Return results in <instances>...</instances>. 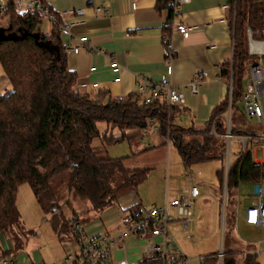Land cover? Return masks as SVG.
<instances>
[{
	"label": "trees",
	"instance_id": "16d2710c",
	"mask_svg": "<svg viewBox=\"0 0 264 264\" xmlns=\"http://www.w3.org/2000/svg\"><path fill=\"white\" fill-rule=\"evenodd\" d=\"M229 5L232 56L221 64L220 76L227 84L231 78V98L227 85L224 97L211 110L203 128L196 129L173 123L172 106L158 101L144 104L133 93L116 99L106 90L98 91L93 97L76 91L77 73L67 67L59 17L49 10L45 1L41 2L54 17L51 34L44 36L39 31L43 16L36 11L19 13L13 0H7L1 11L6 24L0 29L10 39L0 43V67L11 91L0 94V233L17 221L15 198L21 183L30 187L40 209L51 215L52 229L59 237L69 234L70 229L60 208H55L56 193L49 192L50 181L55 177L66 172L69 190L78 199L87 201L96 212L115 202L122 192L134 190L146 179L149 169H128L124 160L129 156H101L92 141L99 139L102 146L118 143L129 139L126 130L139 133L146 130L149 121L155 122L163 145L170 142L176 147L185 167L219 161L216 175L220 191L224 156L221 134L225 130L223 117L228 106L232 110L234 131H248L241 108L235 107L236 103H242L248 66L257 60L247 53L246 30L250 29L257 38L264 27V0H229ZM157 9L169 10V0H158ZM168 32L164 29V35ZM36 37L51 51L37 46ZM99 122L119 128L120 134L101 135L97 128ZM212 125L214 133H210ZM261 181H264V163H253L250 152L230 162L227 175L230 198L240 183ZM140 208L137 205L129 211ZM231 215L234 216L233 211ZM224 248L226 254L221 264H237V249H231L228 243ZM214 253L206 254L198 264H216ZM252 260L253 255L248 254L238 264H251Z\"/></svg>",
	"mask_w": 264,
	"mask_h": 264
},
{
	"label": "crops",
	"instance_id": "0c3cea01",
	"mask_svg": "<svg viewBox=\"0 0 264 264\" xmlns=\"http://www.w3.org/2000/svg\"><path fill=\"white\" fill-rule=\"evenodd\" d=\"M45 3L49 10L59 17L61 27H66L69 30L68 35H60L61 42L77 46L79 38H88L89 49L87 51L81 50L77 53L65 51L68 69L77 73L74 89L79 93L93 97L98 91L106 90L110 97L116 99L133 93L142 101V97L148 93V88L140 91L136 80L140 76L151 81H157L165 71L162 37L164 29H166L170 34V43L174 55L171 61L172 74L168 78L170 84L182 90L193 74L202 70L206 72V77L197 94L184 93L182 105L172 106V122L184 128L190 126L202 129L211 110L224 97L227 83L220 76V66L229 61L232 56L229 0H189L184 3L179 9L178 21L190 29L187 39L182 38L180 34L167 26L171 12L164 9L158 10V0H109L105 2L103 0H48ZM97 8H104L106 12L100 14L96 11ZM5 23L6 20L1 18L0 8V26L5 27ZM53 24L54 22L50 19H43L39 26L40 33L44 36L50 35ZM111 60L119 65V80L116 82L113 81L115 75L109 69ZM92 67L94 69L90 70ZM154 126H156L155 122L139 133H134V130L125 131L130 134V137L124 140L128 142L130 149L134 145L133 152L126 155L129 158L124 160L125 166L126 162L139 159L138 157L143 155H146L147 160L148 158H157L156 155L147 153L155 149L156 143H160V138L164 142L157 129L154 130ZM108 127L110 126L108 125ZM104 133L112 135V133H108V129ZM184 140L188 141V138L185 137ZM143 144H145L144 147H142ZM92 146L95 150H104L100 143L95 145L92 143ZM163 157L162 154V159ZM162 159L160 163L163 161ZM180 162L183 168H189L183 165L181 158ZM162 165L163 163L157 165L156 168H160ZM133 168L151 170L155 166ZM193 179V176L188 174L184 177V181L189 183ZM139 185L132 191L122 192L115 202L99 212L101 215L103 214L104 225L112 227L111 230L107 229L102 233L114 232L119 229L123 212L137 205L141 208H147L142 198L137 195ZM208 192L211 196L210 200H199L202 196L198 188V197L191 205L192 212L187 224V231L183 230L181 220L176 216L175 211L168 210L171 217L167 224L168 232L176 239L182 253V244L195 240L192 232L193 223L197 228L195 231L201 234L209 231L208 223L212 220V216L206 217L207 212L202 210L201 206L206 205L209 213H212L213 201L217 205L213 215L215 217L213 220V224H215L214 235L219 236V189L211 188ZM169 200L166 196L165 201ZM69 214H77L74 207H71ZM102 220L100 221L102 222ZM226 224L229 233L226 237L232 238L228 242L230 243V245L228 244L229 247L239 249L240 252L247 255L254 253V244L250 242L249 245H246L242 241H238L233 227L231 228L233 231L229 232L231 230L229 221ZM234 224L236 226V221ZM59 239L61 243L64 239L70 240V237L68 234H62ZM137 245L133 241L125 240V247L115 252L116 257L136 258L142 252L135 247ZM21 254H17L16 257L21 258V260L26 258L32 261L31 258ZM185 256L187 257L186 254ZM203 256L198 257V263ZM256 260H258L257 257Z\"/></svg>",
	"mask_w": 264,
	"mask_h": 264
},
{
	"label": "built area",
	"instance_id": "2783aa9c",
	"mask_svg": "<svg viewBox=\"0 0 264 264\" xmlns=\"http://www.w3.org/2000/svg\"><path fill=\"white\" fill-rule=\"evenodd\" d=\"M42 1L48 0H13L17 12L26 13L28 11H36L43 19H50L54 22L53 16L48 12L47 8L41 6ZM109 1V0H103ZM189 0H169V11L171 12L168 27L172 28L182 38L187 39L190 29L178 21L180 7ZM7 4L6 0H0L1 11ZM134 6V5H133ZM96 11L104 14V8H97ZM69 30L66 27H60V35H68ZM247 53L255 57V63L248 66L244 79V91L242 93L241 110L248 119H254L256 123H264V111L262 109L261 97L264 95V27L255 38L250 29L246 30ZM79 44L72 46L62 42L63 49L71 53H77L88 48V38L81 37L78 39ZM232 48V44H231ZM162 55L165 60L164 72L159 76L157 81H151L146 77H138L137 84L139 90L148 88V93L142 97V102L152 103L154 101L161 102L168 106H181L184 102V93L191 95L197 94L200 86L206 77V72L201 71L193 74L185 87L182 90L170 84L169 76L172 74L171 61L174 57L172 45L170 43V34H163L162 37ZM94 68H90L93 70ZM109 69L115 75L114 82L119 80V65L114 60H111ZM228 96L231 90V78L228 80ZM231 98V96H230ZM232 110L227 107L223 117V125L225 130L221 134L224 140V156L222 161V186L219 191V249L215 251L214 256L217 259L216 264H221L226 252L224 251L225 236L228 230L226 222L231 224L230 229L235 226L236 216L234 210H228V202L230 196L227 191V175L231 157L235 158L243 155L246 151L251 153L253 163H264V131H245L236 133L232 124ZM153 122L149 121L148 126ZM157 127L154 126V130ZM210 133H214L212 125ZM235 141L236 152H232V141ZM257 154L259 158L257 159ZM254 199L247 210V222L253 223L259 227H264V181L253 183ZM198 187L190 186L188 189L181 191L176 199L165 201L162 206H151L148 208H140L139 211L123 212L120 219V228L114 232H107L95 235L92 238L88 237L82 223L79 220L71 217L68 218V236L70 240L64 239L61 241L63 248L67 251L65 258L58 264H186L187 257L182 253L176 239L168 232V222L171 220L169 209L175 211L176 216L181 220L183 230H188V222L191 216L192 202L198 196ZM236 200V197L234 198ZM240 204V202L236 201ZM233 211L234 216L231 215ZM125 240L133 241L134 244H140L144 247V251L140 252L136 258L122 257L118 258L115 252L120 251L125 247ZM224 240V242H223ZM261 242L255 243L253 260L251 264H258L257 255H261ZM240 253L239 249L236 250ZM242 253V252H241ZM244 256L247 255L243 252ZM15 256L0 255V264H45L43 262L35 263L26 258ZM25 259V260H24ZM264 264V260L262 262Z\"/></svg>",
	"mask_w": 264,
	"mask_h": 264
},
{
	"label": "rangeland",
	"instance_id": "374dc122",
	"mask_svg": "<svg viewBox=\"0 0 264 264\" xmlns=\"http://www.w3.org/2000/svg\"><path fill=\"white\" fill-rule=\"evenodd\" d=\"M9 91H11V86L5 80L4 75H2L0 67V94ZM261 104L264 110V95L261 97ZM235 107L239 109L241 105L236 103ZM234 118H236L235 115ZM234 118L233 122L235 121ZM243 124L248 126L249 131H256L258 133L264 131V123L258 124L254 119L246 118ZM97 128L101 135L106 129H108V133H112V135H118L120 131L119 128L108 127L104 122L97 123ZM159 141L160 143H156L154 150L151 152L145 151L149 154L156 155V159L148 158L147 160L146 155H143L142 157H138L139 159L126 162L127 168L155 166L154 169L148 171L147 178L140 183L137 188V195L142 198L145 207L148 208L153 205L162 206L166 196L170 200L176 199V197L179 196L180 190L188 189L192 185H196L201 191L202 198L199 200H210L211 196L208 190L211 188L216 190L219 189L216 171L220 168V162L204 161L191 164L189 168H183L176 147L171 143L163 145L161 138ZM92 143L95 145L100 142L99 139H94ZM144 145L145 144H143L142 147H144ZM132 146L133 147L130 149L128 142L123 139L118 141V143H105L104 146H102L104 150L98 149V151L101 156L105 154L113 158H119L131 154L134 145ZM237 147L238 146H236L233 140L232 152H236ZM162 154L164 155L163 159ZM258 158L259 155L257 154V159ZM161 159L163 160L161 162L163 165L160 168H156L157 165L161 164ZM186 174L193 176L194 179L191 183L184 181ZM67 182L68 177L66 172L50 181L52 188L49 192L56 193L57 195L58 203H56L55 208L57 210L60 208L66 220L73 217L79 220L80 223L83 222L82 226L87 236L90 238L97 234H103L102 232L104 230H111L112 227L104 225L105 220H102L103 214L101 215V213L90 209L87 201L75 197L73 192L69 190ZM17 188L15 202L18 218L16 223L11 224L7 227L6 231L0 233V255H4V251H8L4 256L16 257L17 254L23 253L21 255L31 258L35 263L58 264L62 262L67 251L60 243L58 233L52 229L51 215L44 213L40 209L39 205L34 200L30 187L26 183H21ZM253 188L254 184L252 183H240L233 192V198L228 202V210L235 211L236 226L234 228V234L235 237L239 239L238 241H242L246 245L252 242L254 246L257 241L261 242V255H257V261L258 264H262L264 260V227H259L246 220V212L254 199ZM235 197L236 200L234 199ZM236 201L240 202V204L236 203ZM71 207H74L78 215L69 214ZM216 207V202L213 201V212L209 213L210 211L207 209L206 205L201 206V209L207 212L206 217L212 216V220L208 223L209 231L201 234L195 231L197 229L195 223H193V225L191 224L195 240L182 244L183 253L187 255L188 259L186 264H197L200 255L206 256V254L219 249V241L221 240L218 235L217 237L214 235L215 224H213L215 218L213 215L216 212ZM100 220H102V222ZM224 238L227 244L229 239L226 236ZM228 244L230 245V243ZM135 247L144 251V247L141 243ZM236 257V263L238 264L244 257L243 252L237 254Z\"/></svg>",
	"mask_w": 264,
	"mask_h": 264
},
{
	"label": "water",
	"instance_id": "95a60500",
	"mask_svg": "<svg viewBox=\"0 0 264 264\" xmlns=\"http://www.w3.org/2000/svg\"><path fill=\"white\" fill-rule=\"evenodd\" d=\"M9 39H10V37H8L5 34L4 30L0 29V43L3 42V41L9 40ZM35 41H36L37 46L46 48V49L51 51V48L47 47L46 44H41L40 42H38V38L37 37H36Z\"/></svg>",
	"mask_w": 264,
	"mask_h": 264
}]
</instances>
